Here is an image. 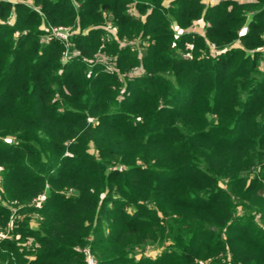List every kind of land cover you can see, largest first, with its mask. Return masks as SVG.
Masks as SVG:
<instances>
[{
	"label": "trees",
	"instance_id": "obj_1",
	"mask_svg": "<svg viewBox=\"0 0 264 264\" xmlns=\"http://www.w3.org/2000/svg\"><path fill=\"white\" fill-rule=\"evenodd\" d=\"M163 1L33 0L41 16L0 1V21L16 14L0 22L2 231L18 209L0 264H85L74 247L96 264H264V69L227 49L247 12L239 40L264 46V0H167L179 28L209 23L204 39L226 49L217 56L199 36L175 37ZM108 18L117 40L149 43L141 57L88 29ZM41 24L88 31L63 64L65 46L42 43ZM95 53L141 74L119 82ZM144 246L162 250L135 259Z\"/></svg>",
	"mask_w": 264,
	"mask_h": 264
},
{
	"label": "rangeland",
	"instance_id": "obj_2",
	"mask_svg": "<svg viewBox=\"0 0 264 264\" xmlns=\"http://www.w3.org/2000/svg\"><path fill=\"white\" fill-rule=\"evenodd\" d=\"M0 1H9L11 4H15L18 1L24 3L31 11H34L36 14H38L39 16H41V12H40V7L35 5L33 0H0ZM201 3L203 4V6L205 8H212L216 5H218L220 2L222 1H226V0H200ZM232 1H237L238 3L241 4H247V3H251L252 0H232ZM135 2V1H133ZM132 2V3H133ZM170 7L169 1L165 0L162 2V8L164 10L163 14L164 16H166L169 19V29L173 32V34L175 35V37H179V36H185L188 37V35H196L201 37L202 39L205 38V33H206V29L207 27H209V23L204 21V20H198L196 22H193L191 26H189L188 28L185 29H181L179 28L175 21L173 20V15L168 11ZM149 10V9H148ZM147 10V12H148ZM128 14L130 15H134L136 16L138 19L140 20H144V15L143 14H138L137 11H135L134 7L129 6V9L127 10ZM253 12H247L246 13V17L245 20L243 21L239 32H238V37L232 42L231 46L228 47L227 49H239L241 51L244 52L245 57L248 58H257V66L260 67L262 70L264 69V46L259 47V48H246L245 46L242 45L241 41L239 40V37L243 34H246L249 31V23L252 21L253 19ZM15 17L16 14L13 10H11V12L8 14L7 18L5 19V21H0L1 23H5L7 25H12V23L15 21ZM171 17V18H170ZM108 22L106 23V25L102 26V27H97V26H92L88 29H99V30H103V34H101V41L104 40H116L117 44L119 47H129L131 50H134V52H137L136 55H138L139 57H141L144 54L145 48L148 46V42L146 40H141V38L135 37L132 40H117L116 39V28L113 26V24L110 22V18H108ZM53 27H64L68 29V33L65 39H60V38H55L51 35V28ZM88 29H83L81 30V28L78 25H71V26H65V25H58V26H49V25H44L41 24L39 26V30H41L43 32V34L41 35V41L42 43H47L53 40H56L60 43H62L65 46V54L62 57V63H66L67 60L69 59V55H70V47H71V42L70 39L72 36L77 35L79 33L81 34H86V32L88 31ZM264 39V36H263ZM192 40H194L192 38ZM205 40V39H204ZM206 46H207V51L208 53H210V55L212 56H217L219 54H222L226 49L224 50H219L217 49L213 44L209 43L207 40H205ZM141 45V46H140ZM186 49L192 50V45L186 43L185 44ZM182 58L184 59H190L191 55L189 53L187 54H182L181 55ZM92 61L94 63L97 64H101L102 65V69L103 71L107 72L108 74H113L116 76L117 80L119 82H125V80L127 78H131V77H136L139 76L141 74V71L136 68L133 70H130L126 73H121L115 66H114V62H113V58L109 57L107 54L105 53H95L92 56ZM88 122H92L93 120L91 118H87ZM94 123V121L92 122ZM10 141H13V139H11ZM114 167V166H113ZM112 169L109 168L108 170ZM2 190V187L0 185V191ZM42 197V196H41ZM33 202L35 203L36 200H33ZM5 207L9 206L6 205ZM10 210H12L11 212V216L6 224V229L4 231H2L1 229V225H0V238H11L10 230L12 228V223L14 222V218L17 217L16 213L18 211V209L16 208H11ZM36 222V221H34ZM27 243V244H26ZM26 247H29L31 245V243L29 241L24 242L23 243ZM87 247H74L73 249L75 251L78 252H82V250H84ZM161 248L158 247H151V246H144L141 247L139 249L134 248L132 254L134 255L135 259H140V258H150V259H154L157 257L158 254L161 253ZM91 254V252H90ZM92 256V254H91ZM93 257V256H92ZM228 259L225 258H220V261H218L219 264H233L230 263L231 259L229 257V255L227 256ZM84 261H85V257H83ZM230 260V261H229ZM232 262V261H231ZM86 264V263H85ZM196 264H211V262H198Z\"/></svg>",
	"mask_w": 264,
	"mask_h": 264
},
{
	"label": "built area",
	"instance_id": "obj_3",
	"mask_svg": "<svg viewBox=\"0 0 264 264\" xmlns=\"http://www.w3.org/2000/svg\"><path fill=\"white\" fill-rule=\"evenodd\" d=\"M51 35L55 38L65 39L68 33V29L64 27H53L51 28ZM27 244V243H26ZM86 264H96L95 259L91 256L88 248L82 250Z\"/></svg>",
	"mask_w": 264,
	"mask_h": 264
}]
</instances>
